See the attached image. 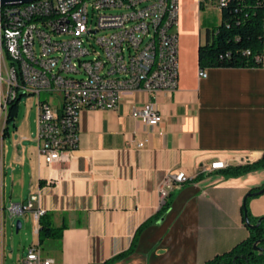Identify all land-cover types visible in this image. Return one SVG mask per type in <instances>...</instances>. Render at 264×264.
Returning <instances> with one entry per match:
<instances>
[{
  "label": "crops",
  "instance_id": "0c3cea01",
  "mask_svg": "<svg viewBox=\"0 0 264 264\" xmlns=\"http://www.w3.org/2000/svg\"><path fill=\"white\" fill-rule=\"evenodd\" d=\"M200 1L182 0L178 89L125 94L116 110H84L78 147L63 162L48 167L40 158L37 117H18L7 134L5 122L0 264H24L32 245L54 264H206L248 238L242 207L264 187V168L241 176L203 169L217 160L234 167L245 155L264 157V52L260 68H212L200 78L204 12L219 13L221 24V11L202 10ZM149 103L163 117L155 127L131 114ZM181 173L188 181L162 205L159 186ZM32 196H39L34 209L11 218V205ZM248 206L253 217H264V193ZM39 209L45 222L66 227L60 240L40 244Z\"/></svg>",
  "mask_w": 264,
  "mask_h": 264
},
{
  "label": "built area",
  "instance_id": "2783aa9c",
  "mask_svg": "<svg viewBox=\"0 0 264 264\" xmlns=\"http://www.w3.org/2000/svg\"><path fill=\"white\" fill-rule=\"evenodd\" d=\"M229 0H202L220 11ZM180 0H60L33 9L0 13V129L9 105L17 98L52 93L38 102L39 156L48 167L63 162L78 147L84 110H116L125 94L175 92L180 77ZM250 54V52H247ZM257 62L263 57L257 56ZM207 77L206 70L199 71ZM56 98L59 100L57 101ZM132 117L151 127L162 114L156 104L132 107ZM3 124V125H4ZM239 166L255 163L243 156ZM217 160L203 171H224ZM185 174L167 175L158 188L165 204L170 193L186 183ZM39 196L12 204L11 216L32 211ZM43 209L36 211L42 217ZM24 264H54L38 245Z\"/></svg>",
  "mask_w": 264,
  "mask_h": 264
},
{
  "label": "trees",
  "instance_id": "16d2710c",
  "mask_svg": "<svg viewBox=\"0 0 264 264\" xmlns=\"http://www.w3.org/2000/svg\"><path fill=\"white\" fill-rule=\"evenodd\" d=\"M200 1V8L205 9ZM4 11V8H2ZM250 52V54H247ZM264 52V0H229L221 10V24L217 29L207 30L206 42L198 49L200 70L212 68H260L262 62H257V56ZM20 98L11 102L7 117L5 134L10 125H14L20 114ZM264 168V157L253 164L234 166L225 170L226 175L241 176ZM264 187L258 189L261 191ZM255 193L252 191L249 194ZM257 193V192H256ZM246 197L242 207V220L249 231L248 238L238 244L232 251L218 255L206 264H264V253L254 251V246L264 249V217H253L249 210V201L253 197ZM169 209V203L162 208ZM249 220L252 226L247 225ZM66 227L56 228L52 223L40 218L39 240L43 244L46 240L62 238ZM138 235V233H137ZM136 235V236H137ZM132 251V250H131Z\"/></svg>",
  "mask_w": 264,
  "mask_h": 264
},
{
  "label": "rangeland",
  "instance_id": "374dc122",
  "mask_svg": "<svg viewBox=\"0 0 264 264\" xmlns=\"http://www.w3.org/2000/svg\"><path fill=\"white\" fill-rule=\"evenodd\" d=\"M219 13L215 12L214 16L212 17V10H207L204 12V27H203V44L206 42V32L207 30H212V20L215 23L213 26V29H217L219 27ZM183 19H182V0H180V12H179V35H180V46H182L183 43ZM51 97H56L52 93L43 92L40 97L38 96H29V97H23L20 101V114L19 117H38V102L39 100L41 102H48L50 101ZM58 101L59 99L56 98ZM4 124V119L2 120V126ZM15 128L14 125H10V129L13 130ZM1 130V129H0ZM15 221V220H13ZM14 234H15V228ZM20 234H15V238L19 239Z\"/></svg>",
  "mask_w": 264,
  "mask_h": 264
},
{
  "label": "water",
  "instance_id": "95a60500",
  "mask_svg": "<svg viewBox=\"0 0 264 264\" xmlns=\"http://www.w3.org/2000/svg\"><path fill=\"white\" fill-rule=\"evenodd\" d=\"M35 1H40V0H0V8H4V7H8V6H12V5H18V4H29ZM264 193V188L257 192V193H252V194H248L246 197H250V196H255V195H261ZM11 218H13V216H11ZM246 223L249 227L251 228H255L256 226H252L249 222V220H246ZM17 226H16V234L19 233L20 229H21V221H17ZM261 243V241L257 242L254 246V251L258 252V253H264V249L261 247H258V245Z\"/></svg>",
  "mask_w": 264,
  "mask_h": 264
},
{
  "label": "bare ground",
  "instance_id": "6f19581e",
  "mask_svg": "<svg viewBox=\"0 0 264 264\" xmlns=\"http://www.w3.org/2000/svg\"><path fill=\"white\" fill-rule=\"evenodd\" d=\"M60 0H40L33 2V9H40L41 6H46L47 4H56ZM16 9H27V4H18ZM12 10V6L4 7V11L0 8V13H8Z\"/></svg>",
  "mask_w": 264,
  "mask_h": 264
}]
</instances>
